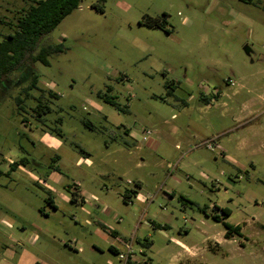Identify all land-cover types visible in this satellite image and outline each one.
Masks as SVG:
<instances>
[{
  "label": "rangeland",
  "instance_id": "obj_1",
  "mask_svg": "<svg viewBox=\"0 0 264 264\" xmlns=\"http://www.w3.org/2000/svg\"><path fill=\"white\" fill-rule=\"evenodd\" d=\"M33 1L0 0V41ZM50 43L42 122L16 109L23 71L0 93V264H118L105 228L150 264H264V0H81Z\"/></svg>",
  "mask_w": 264,
  "mask_h": 264
},
{
  "label": "trees",
  "instance_id": "obj_2",
  "mask_svg": "<svg viewBox=\"0 0 264 264\" xmlns=\"http://www.w3.org/2000/svg\"><path fill=\"white\" fill-rule=\"evenodd\" d=\"M80 3L81 0H34L28 8L21 9L16 15L17 20L13 25V33L4 35L0 41V93H5L7 88L12 85V75L15 71L21 70L25 73L23 69L28 68V72L25 73L27 76L24 73L20 74L24 78L28 77V82L20 88L18 94L14 97L16 109L22 113V122H26L27 117L25 114L28 113V110H32L33 113L31 115L36 116L39 121H41L43 115L51 111L48 104L51 101L48 102L47 99L56 98V94L50 89L46 90L38 86V75L31 70V66L37 61L48 65V57L53 53L62 51V44H41V42L66 16L77 9ZM92 6L97 10L103 11L102 4L96 3ZM164 16L165 14L160 17L143 16V24L148 27L163 28L165 25ZM0 23H4V20L0 19ZM165 31L167 32L168 30L165 29ZM33 89L39 91L38 96H34L31 93ZM29 98L36 101L35 106L30 108L25 103ZM103 98L113 106H116L115 101L109 96L103 95ZM83 125L92 129V125L88 121H83ZM27 162L28 160L25 157L11 162L7 173L14 171L19 165H26ZM136 194V189L125 190L122 194V200L125 203H129ZM46 201L55 208L49 195ZM214 208L221 215L218 216L214 213L212 218L223 224L225 238L241 233L240 225H232L225 221V218L230 215L229 209L226 207L217 208L216 205H214ZM160 227L164 228L165 225ZM138 243L143 248H148L151 245V241L146 238L142 241L138 240Z\"/></svg>",
  "mask_w": 264,
  "mask_h": 264
},
{
  "label": "crops",
  "instance_id": "obj_3",
  "mask_svg": "<svg viewBox=\"0 0 264 264\" xmlns=\"http://www.w3.org/2000/svg\"><path fill=\"white\" fill-rule=\"evenodd\" d=\"M134 185L136 186V187H138V188H140L141 187V183L137 180L136 182H134ZM131 189V188H130ZM129 189V190H130ZM133 189V188H132ZM137 193H138V191H137ZM138 194H140V193H138ZM172 194H173V192H172ZM140 197L141 198H143V196L140 194ZM52 202H53V205L55 206V204H54V200L52 199ZM152 225H153V227L154 228H163V227H160V226H163V225H161V224H159V223H155L154 221H153V223H152ZM165 227H167V225H165ZM164 227V228H165ZM106 230V231H105ZM105 230H103L105 233H108L107 235H109V236H111V238H109V239H111V240H109V242H108V249L114 254V255H116V251H118V250H120L122 247H123V243H122V241L123 240H125L126 239V237H125V235H120V232H118L117 231V229H115V228H112L111 230H109L108 229V231H107V228H105ZM110 231V232H109ZM108 236V237H109ZM119 236H122L121 237V240H120V238H117V237H119ZM125 237V238H124ZM114 239L115 240H118V244H119V247L118 246H116L115 244H114ZM138 240L139 239H137V240H135L136 241V245H135V248H136V253H135V256H134V260H135V262H134V264H150L149 262H150V259L146 256V254H145V248H143L139 243H138ZM148 240V239H147ZM120 241V242H119ZM140 241H142V240H140ZM151 245H152V242H151ZM150 245V246H151ZM139 248H141V252L139 251ZM117 256V255H116ZM117 258V257H116ZM35 259V257L33 258V260ZM117 262H118V258H117ZM44 264H48V263H44Z\"/></svg>",
  "mask_w": 264,
  "mask_h": 264
},
{
  "label": "built area",
  "instance_id": "obj_4",
  "mask_svg": "<svg viewBox=\"0 0 264 264\" xmlns=\"http://www.w3.org/2000/svg\"><path fill=\"white\" fill-rule=\"evenodd\" d=\"M148 132L149 131H147V133ZM207 147L208 148L210 147L208 143H207ZM134 241H135V238L133 235L122 241L123 247L120 250L116 251V255L118 258V262H117L118 264H134L135 262L134 256L136 253ZM139 251L141 252V248H139Z\"/></svg>",
  "mask_w": 264,
  "mask_h": 264
},
{
  "label": "water",
  "instance_id": "obj_5",
  "mask_svg": "<svg viewBox=\"0 0 264 264\" xmlns=\"http://www.w3.org/2000/svg\"><path fill=\"white\" fill-rule=\"evenodd\" d=\"M244 51L247 55H251V49H249L247 46L244 47Z\"/></svg>",
  "mask_w": 264,
  "mask_h": 264
}]
</instances>
